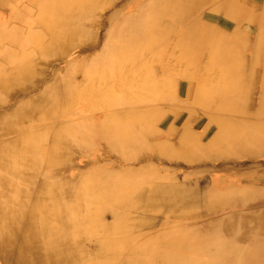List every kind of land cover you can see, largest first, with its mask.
Listing matches in <instances>:
<instances>
[{"label": "bare ground", "instance_id": "1", "mask_svg": "<svg viewBox=\"0 0 264 264\" xmlns=\"http://www.w3.org/2000/svg\"><path fill=\"white\" fill-rule=\"evenodd\" d=\"M0 264H264V0H0Z\"/></svg>", "mask_w": 264, "mask_h": 264}, {"label": "rangeland", "instance_id": "2", "mask_svg": "<svg viewBox=\"0 0 264 264\" xmlns=\"http://www.w3.org/2000/svg\"><path fill=\"white\" fill-rule=\"evenodd\" d=\"M75 52L76 51H72V53L73 54H75ZM183 81V80H182ZM181 81V82H182ZM27 83V82H26ZM255 97H253V99H254ZM85 151H83L82 153H73V154H71V156H72V159H74V163H76L77 162V160L78 159H81V158H83L84 156H85V153L87 152V150L86 149H84ZM71 165H73V164H71ZM66 166H68L67 164H63L62 165V167L61 168H65ZM59 169V168H58ZM210 176V175H209ZM180 178H181V176H179ZM184 185H186V183L184 184ZM156 221V220H155Z\"/></svg>", "mask_w": 264, "mask_h": 264}]
</instances>
